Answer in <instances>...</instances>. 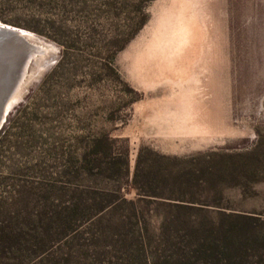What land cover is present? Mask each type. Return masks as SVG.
<instances>
[{"label":"rangeland","instance_id":"rangeland-1","mask_svg":"<svg viewBox=\"0 0 264 264\" xmlns=\"http://www.w3.org/2000/svg\"><path fill=\"white\" fill-rule=\"evenodd\" d=\"M0 24L34 48L0 111V264H171L184 219L263 228L264 0H0Z\"/></svg>","mask_w":264,"mask_h":264},{"label":"trees","instance_id":"trees-1","mask_svg":"<svg viewBox=\"0 0 264 264\" xmlns=\"http://www.w3.org/2000/svg\"><path fill=\"white\" fill-rule=\"evenodd\" d=\"M183 221L190 230L189 254L185 256L179 250L178 240L166 239L165 243L174 245L176 250L173 258L175 261L171 264H181L184 258L190 259L188 264H264V226L254 228L252 216L243 213L227 214L216 223L210 220L208 226L202 220L188 218ZM179 223H182V219L178 217L164 219L162 229L169 225L175 229ZM164 263H167L166 260L153 262Z\"/></svg>","mask_w":264,"mask_h":264},{"label":"bare ground","instance_id":"bare-ground-1","mask_svg":"<svg viewBox=\"0 0 264 264\" xmlns=\"http://www.w3.org/2000/svg\"><path fill=\"white\" fill-rule=\"evenodd\" d=\"M34 48L13 32L0 31V111L6 98L16 89L24 59Z\"/></svg>","mask_w":264,"mask_h":264},{"label":"water","instance_id":"water-1","mask_svg":"<svg viewBox=\"0 0 264 264\" xmlns=\"http://www.w3.org/2000/svg\"><path fill=\"white\" fill-rule=\"evenodd\" d=\"M0 31H6V32H13L16 34V36H18L19 38H21L25 43L28 44V42L24 39V35L22 34V32L20 30H16L13 28H10L8 26H4L2 24H0ZM30 45V44H29ZM31 46V45H30Z\"/></svg>","mask_w":264,"mask_h":264}]
</instances>
